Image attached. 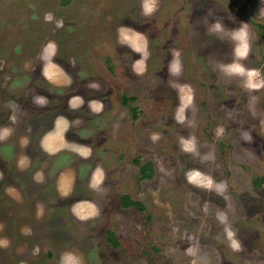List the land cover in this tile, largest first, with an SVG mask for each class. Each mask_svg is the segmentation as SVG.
<instances>
[{"label":"rangeland","instance_id":"obj_1","mask_svg":"<svg viewBox=\"0 0 264 264\" xmlns=\"http://www.w3.org/2000/svg\"><path fill=\"white\" fill-rule=\"evenodd\" d=\"M2 29L62 117L37 205L7 227L0 192V264H264V0H0Z\"/></svg>","mask_w":264,"mask_h":264},{"label":"flooded vegetation","instance_id":"obj_2","mask_svg":"<svg viewBox=\"0 0 264 264\" xmlns=\"http://www.w3.org/2000/svg\"><path fill=\"white\" fill-rule=\"evenodd\" d=\"M2 30L3 32L0 33V183L5 182L6 186L4 187H6L8 191L3 188L2 190L0 189V192L7 201L11 202L12 206L13 203L18 204V208L14 211L10 210L8 214V217H11L8 218L6 222H9L7 225V227H9L12 223L10 220L14 217V213L17 215V212H21L29 206L33 207L31 204L37 205V200L31 199V197L33 194H38L43 188V184L40 183V177L43 174V166L37 165L36 160L40 159L41 162V159H44L42 156L46 155L47 158L50 157L53 159L51 170H54V167L58 165L57 161L59 160H56L58 157L54 159L52 157L53 154L46 153L42 143L45 137L54 130L58 120H60L62 116L58 104H56V106H48V111L45 112L43 104L35 101L38 97L43 96V88L36 84V82L41 79L40 75L37 76L36 73H31L30 71L32 74L30 75V83L22 87L24 91L20 90V76H25L29 73V71L27 72L25 70L26 64L23 59V50L20 48L22 41L19 40V38H21V35L23 36V33L11 34L9 30ZM13 43L19 44L13 46ZM55 60L58 62L57 59ZM36 63L38 64L39 73L41 74L40 71L44 69V65L43 63L41 64L39 60H36ZM110 70L113 71V68ZM12 89L16 90L12 91ZM65 97V95H62L57 99L59 101L66 100L67 98ZM47 98L50 99L48 96ZM67 103L66 100V104ZM65 115L67 116V114ZM67 117L70 122L69 116ZM24 119L27 122H25ZM85 135L86 134H82V137ZM15 136L17 137L16 141L19 140V143H21V138H25L26 142L22 143L21 147H19L17 144L18 142L13 143L9 141ZM7 141L10 143L6 144V146L5 143ZM5 149H8V152L13 155L23 152L25 154L24 156L30 161L28 168H24L25 170L17 172L15 166V172L12 170L10 172V167L12 165L18 166V161L11 159L8 153L4 152ZM68 155H65V157L67 158ZM7 157H9L10 160H7ZM15 161L16 164H14ZM86 166L87 165H81L80 171H86V173L91 176V166L88 165V169H85ZM13 191L22 196V202H14L16 199L13 198ZM2 208L8 212V206H2Z\"/></svg>","mask_w":264,"mask_h":264},{"label":"trees","instance_id":"obj_3","mask_svg":"<svg viewBox=\"0 0 264 264\" xmlns=\"http://www.w3.org/2000/svg\"><path fill=\"white\" fill-rule=\"evenodd\" d=\"M136 100V97L135 96H132V97H126L124 96V103H127L128 100ZM134 110V113L136 112V109L133 108ZM137 163H139V161H136ZM141 172H142V177L144 179L146 178H151L153 177L154 175V168H153V165L152 163H147L145 165H143L141 167ZM262 181L263 180H255V185L258 186V187H261L262 186ZM121 202H122V205L124 207H133L135 206L138 210L140 211H144L145 207L144 205L142 204V202L140 201H137V200H134L130 195L128 194H125L122 196L121 198ZM108 240L109 242H111L115 247H118L120 245V241L118 239V237L115 235V233L111 230L108 231Z\"/></svg>","mask_w":264,"mask_h":264},{"label":"crops","instance_id":"obj_4","mask_svg":"<svg viewBox=\"0 0 264 264\" xmlns=\"http://www.w3.org/2000/svg\"><path fill=\"white\" fill-rule=\"evenodd\" d=\"M58 124V123H57ZM57 124H56V126H55V128L57 127ZM55 128H54V130L51 132V133H49V135L48 136H51L52 134H54L55 132H57L56 130H55ZM45 137V139H44V141H43V143H42V146H43V149H44V151L46 152V153H48V154H53L54 155V153H56V151H58L57 149H59L58 147V142H57V139H50L49 137ZM54 137V136H53ZM53 137H51V138H53ZM55 137H60V139L59 140H61V141H63V138H64V135L62 134V135H60V134H56L55 135ZM47 139H49L48 141H47ZM93 178H92V177ZM91 178L94 180V175H92V173H91ZM89 201L90 202H92V204H94L95 206H96V203H94L92 200H90L89 199Z\"/></svg>","mask_w":264,"mask_h":264},{"label":"clouds","instance_id":"obj_5","mask_svg":"<svg viewBox=\"0 0 264 264\" xmlns=\"http://www.w3.org/2000/svg\"><path fill=\"white\" fill-rule=\"evenodd\" d=\"M233 247H236V248H238L239 247V245L238 244H233Z\"/></svg>","mask_w":264,"mask_h":264},{"label":"bare ground","instance_id":"obj_6","mask_svg":"<svg viewBox=\"0 0 264 264\" xmlns=\"http://www.w3.org/2000/svg\"><path fill=\"white\" fill-rule=\"evenodd\" d=\"M248 41V40H247ZM245 45V44H244ZM242 52V51H241ZM240 54V53H239ZM242 54V53H241ZM251 79V78H250ZM248 81V80H247ZM250 84V83H249ZM261 92V91H260ZM79 98V97H78ZM95 101V100H94ZM65 120V119H64Z\"/></svg>","mask_w":264,"mask_h":264}]
</instances>
